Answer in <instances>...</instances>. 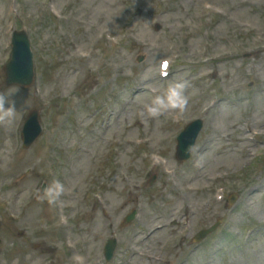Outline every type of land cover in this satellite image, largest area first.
<instances>
[{
  "label": "rangeland",
  "instance_id": "obj_1",
  "mask_svg": "<svg viewBox=\"0 0 264 264\" xmlns=\"http://www.w3.org/2000/svg\"><path fill=\"white\" fill-rule=\"evenodd\" d=\"M4 1L5 0H0V20L3 19V13L5 10ZM216 1L227 12L230 9L233 13H229V16L234 17L237 20L236 22H233L231 24L228 23L227 21L221 22L219 29L222 31L220 32L219 30V33H220L219 36L223 39V42H225V47L221 45L220 50L221 49L231 50L235 52V54H242V56L246 54L247 52L252 51L253 49H250V47H254V45L256 44V42H254V36H255L254 34H257V33L263 34L264 32V7L260 4V0H253L254 3L256 4V6L253 8H239L237 6V3L241 0H216ZM185 5L186 7L184 9H181L178 7L176 8L177 11L172 12V14L170 15L163 16L161 20H163L166 24H170L173 20H188V17L189 16L191 17V15H193L198 9L193 7V5L190 3V0H186ZM128 6H129V0H122V6L120 7L123 11V15H126V13H128L129 11ZM104 7L107 9L108 13L110 14L111 13L110 4L106 3ZM154 7L156 8L157 5H155ZM160 10L161 9H159V11ZM249 20H251L250 22L253 23V27L256 28V31H254L255 33H252V31L250 32L244 26L245 22H249ZM151 24H152V20L141 19L139 22V31L140 32L147 31V34H145V36H149L150 35L149 27ZM135 56L136 54H132L130 57H135ZM236 59H237L236 63H240V61L238 60L239 57H236ZM133 62L131 63L132 65H133ZM132 69L134 70L135 68L132 66ZM221 70L224 71L225 73L230 72L229 66H226V67L222 66ZM250 80L252 81L254 80V78L252 77V75H247L246 64L243 63V67L241 69L236 68L235 71L233 72L232 86L223 87V89L227 93L232 95V98L234 100H236L237 102L241 101L242 105L245 104V107H241L242 105L239 106L241 107V110L242 109L244 110L243 111L244 116L249 111V108L247 107L249 99L244 94L243 88ZM262 83H264V66L262 67V71L258 72V77L256 78L257 85H261ZM256 98L261 99V102H259L258 105L256 106L253 104V107L254 109H257L260 112L264 108V96L259 94ZM145 101L146 100L143 98L140 100V103H144ZM223 113L225 114L224 110H223ZM151 128L153 127H150V128L145 127V129H151ZM249 179H250L249 176L247 180H244L238 177L236 180L231 182V184L235 188L240 189L245 192L244 187L248 183ZM263 179H264V174H263ZM254 183H256V181H254ZM149 209L150 207L147 206V208H145L144 210L149 213ZM259 212H263V213H259ZM258 215L263 216L262 222H264V195H261V196L259 195L254 199L253 208L250 211L243 213L242 211H240V209H238L232 213L230 218H236L238 220L255 218L260 221V218L258 217ZM203 220L205 223H207L208 222L207 216H205ZM86 226L87 225L84 226L85 228L84 232H87L88 235L87 236H80V235L72 236L73 240H76V241L88 240L91 233H97L98 235H100L103 229L102 224H99L98 227L93 231H90L89 227H86ZM105 237L106 236H103L101 239L103 240ZM171 239H172V242L177 241V238H173V236L171 237ZM255 245L257 248L256 251L260 253L261 260L264 261V226L260 227L259 235H257V241L255 242ZM199 254L201 253H198V255ZM193 258L194 256L184 255L181 261L183 262V261L191 260ZM194 261L195 262L200 261V258H194ZM173 262H176V259H173Z\"/></svg>",
  "mask_w": 264,
  "mask_h": 264
},
{
  "label": "clouds",
  "instance_id": "obj_2",
  "mask_svg": "<svg viewBox=\"0 0 264 264\" xmlns=\"http://www.w3.org/2000/svg\"><path fill=\"white\" fill-rule=\"evenodd\" d=\"M187 87L188 85L186 82L169 85L164 94L156 96L151 103L146 106L147 113L151 117H158L168 110H176L183 114L188 106V98L185 95ZM11 93H0V122L8 124L13 123L17 116V111L9 100ZM5 105L8 106L5 107ZM57 187H59V185H57ZM77 259L80 261V264H82L83 258L78 257Z\"/></svg>",
  "mask_w": 264,
  "mask_h": 264
}]
</instances>
